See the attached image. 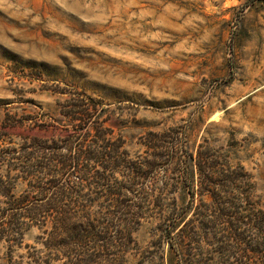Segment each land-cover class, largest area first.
<instances>
[{
    "label": "rangeland",
    "instance_id": "obj_1",
    "mask_svg": "<svg viewBox=\"0 0 264 264\" xmlns=\"http://www.w3.org/2000/svg\"><path fill=\"white\" fill-rule=\"evenodd\" d=\"M80 97L90 117L69 122ZM53 141L72 158L64 169L42 145ZM108 144L117 167L100 184L122 188L124 202L91 207L106 246L49 264H264L250 223L264 211V0H0V176L11 190L0 198V264L54 258L46 236L32 223L20 235L12 214L40 198L34 186L49 197L53 176L96 187L108 161L75 152ZM182 214L195 242L178 236L170 249L164 233ZM236 218L243 244L226 230ZM122 223L130 236L115 235Z\"/></svg>",
    "mask_w": 264,
    "mask_h": 264
},
{
    "label": "trees",
    "instance_id": "obj_2",
    "mask_svg": "<svg viewBox=\"0 0 264 264\" xmlns=\"http://www.w3.org/2000/svg\"><path fill=\"white\" fill-rule=\"evenodd\" d=\"M85 107L88 108L87 98L80 97L77 100H73V104L70 105L68 110L64 113V116L69 122L74 123L77 121H84L90 117L89 114H86V110H83ZM62 132L66 136L64 142L70 143L69 138L72 137L70 136V131L65 128ZM94 135L97 139L104 140L103 133L94 130ZM42 145L44 149L49 152V162H56L60 169H64L70 165L72 161L70 156L58 155L59 147L57 141ZM118 149V146L108 144V146L104 148V152H95L91 150H78L75 152V155L77 156L75 157L76 160L85 158L89 162L98 159L108 161L107 164L103 165L101 170H98L94 176L98 182L96 187L92 188V186H83L81 189L78 187H71L67 183L56 181V178H54L56 176H53L47 183L49 186L48 189H50L49 197H47L48 192L42 186H34L33 189L40 198L30 206L26 205V199H22L18 202V205H20L19 211L12 214V219H14L20 235L22 234L20 232L23 231V224L32 223L40 230L43 236H46L45 239L47 244H49V249L51 248L54 254V258L49 256L46 264L58 261L60 256L64 255L65 251L75 249L80 253L87 252L88 250L93 251L96 249V246H89L91 243L93 245L100 244L99 249L106 246L105 237L108 228L102 226L97 216L92 213L91 207L102 197L107 200H113L116 202L117 206L123 205L122 188H104L103 185L100 184V180L104 181V179H106V172L109 170L114 171L116 169L117 162H115L114 159L117 154H119ZM1 162L2 160L0 159V163ZM185 163L189 164V161L185 160ZM153 165L154 161L147 162L148 168H152ZM39 168L40 170L46 169V167L42 165ZM129 169L130 172H134V167H130ZM200 173H202V170H200ZM191 174L188 166H186L185 177H191ZM82 180H84V178ZM206 180L210 181L211 178L209 179L206 177ZM84 191L89 193L83 194ZM185 193L187 192H183L182 195L184 196ZM10 194L11 190L6 187L5 177L2 175L0 176V198H9ZM200 195H208L210 202L220 206V198L217 193L209 192V194H207L204 192V194ZM243 195L245 194H242V196ZM23 204L24 206H22ZM125 207L126 206H123V208ZM217 211L218 218L224 220V217H227V214L224 213L222 208H218ZM184 218L185 215L183 214L177 216L176 219L169 224L167 231L164 233L165 235L163 237H165L167 243H169L168 245L170 249L180 250L179 246L177 248H174L173 246L174 244L177 245L178 236L182 241L186 240L190 243L195 242L193 239L195 232L188 229L187 225L189 224V220L184 222ZM177 219L178 222H182L183 226L177 227L178 222H175ZM234 221H237L238 223L239 219L236 218L233 221L225 222L226 230H229L230 234L229 241L243 244V233L239 232V227L235 225ZM208 223L209 222H206L201 226L202 232H204V228L208 227ZM250 223L252 224L251 226L261 235L262 239V242L255 243L257 249L255 252L257 254L260 252L264 257V211H256L253 217L250 218ZM124 226L125 223H122L121 226L114 229L116 236L125 237L132 234V231H130V229L125 230L123 228ZM173 234L176 235L174 236ZM219 241L222 242V238ZM224 247L225 246L219 248V250L222 251ZM251 251L253 252L254 250ZM181 262L182 259H179V264ZM71 264H95V262L90 258H77L74 262H71Z\"/></svg>",
    "mask_w": 264,
    "mask_h": 264
}]
</instances>
